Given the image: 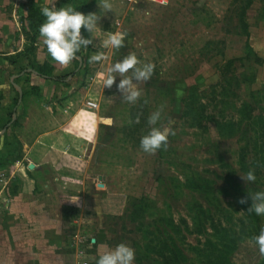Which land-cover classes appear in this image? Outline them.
Instances as JSON below:
<instances>
[{
  "label": "rangeland",
  "instance_id": "rangeland-1",
  "mask_svg": "<svg viewBox=\"0 0 264 264\" xmlns=\"http://www.w3.org/2000/svg\"><path fill=\"white\" fill-rule=\"evenodd\" d=\"M94 1L88 11L99 16L98 28L93 44L76 53L88 54L86 61L76 58L61 73L68 86L45 79L40 92L30 85L37 69L34 52L27 51L30 34L14 56L25 60L15 67L0 54V191L8 197L21 180L40 181L24 186L29 197L17 204L19 245L29 231L36 242L21 252H47L50 260L75 254L65 256V264H95L100 245L125 243L135 250L133 264H264L252 239L264 216L248 213L251 194L264 191V130L249 126L241 113L247 103L254 122L264 119V65L256 61L264 58V0H107L110 10L104 0ZM6 2L0 0V23L6 13L19 15ZM117 31L127 33L124 46L105 48L103 40ZM81 34L90 35L83 27ZM97 53L106 59L90 61ZM129 53L137 66H154L132 104L116 89L119 76L103 87L107 67ZM187 96L205 116L233 123L234 136H221L213 121L204 129L188 127ZM90 98L98 103L94 113L84 107ZM157 109L163 110L160 123L174 121L173 134L166 148L149 154L140 139ZM244 168L254 171V182L242 179ZM193 180H206L215 193L202 197ZM139 199L151 209L134 223ZM196 203L202 214L189 211ZM41 246L47 249L40 253ZM20 257L28 262L18 264L43 263Z\"/></svg>",
  "mask_w": 264,
  "mask_h": 264
},
{
  "label": "clouds",
  "instance_id": "clouds-1",
  "mask_svg": "<svg viewBox=\"0 0 264 264\" xmlns=\"http://www.w3.org/2000/svg\"><path fill=\"white\" fill-rule=\"evenodd\" d=\"M52 5L50 8L49 5ZM56 0H48V6L41 8V14L45 18L39 25L38 31L43 46L46 47L49 56L61 65H68L76 59V53L82 48L87 49L93 44L92 36L98 28V19L95 13L83 14L76 11L72 6L56 7ZM111 4L104 0L103 8L111 9ZM83 27L89 36H82ZM127 33L112 32L103 40L105 48L120 49L124 46ZM92 62H100L106 57L103 53H97L89 57ZM137 56L129 53L121 60L107 67L103 80V87L111 88L119 76L120 80L116 84L117 91L121 94L122 100L127 103H135L141 96L139 85L147 82L154 70L152 63H144L141 66ZM131 71V75H125ZM162 109L153 111L147 118L149 130L140 139V148L149 154H154L157 150L167 147L168 136L173 134L172 125L174 121L169 118L167 124L160 123L162 120ZM137 122H139L137 120ZM242 179L249 182L256 180L254 171L249 170L241 175ZM252 204L248 208V213H255L257 216H264V191H257L251 194ZM239 203H246L241 199ZM258 246L259 253L264 255V227H261L259 234L252 238ZM135 250L125 243H118L114 247L100 245L97 252L95 264H133Z\"/></svg>",
  "mask_w": 264,
  "mask_h": 264
},
{
  "label": "crops",
  "instance_id": "crops-1",
  "mask_svg": "<svg viewBox=\"0 0 264 264\" xmlns=\"http://www.w3.org/2000/svg\"><path fill=\"white\" fill-rule=\"evenodd\" d=\"M2 1H7L6 3L10 4V8L9 10L12 8V6H14L17 9V12L19 15L15 14V17H13L12 19L7 17V13L5 15L4 19H1V23H0V54L2 55V57L4 58H11L14 57L15 55H18L21 53V50L24 46V35H26L29 32V27L28 24L25 20V12H24V5L26 4V2L28 0H2ZM36 6L41 10L42 7H45L44 4L42 3V0H34ZM60 0H56V7H62V6H72L74 9H76V11H79L85 15L90 14V12L88 11V8H84L89 2H91L92 0H71L70 3L67 4H62L59 2ZM94 1V0H93ZM130 1V0H129ZM95 2V1H94ZM94 5V3L92 5L89 6V8H92ZM49 7L51 8L52 5L50 4ZM45 19V18H44ZM24 31V32H22ZM23 41L20 42V41ZM37 43L34 44V54L33 57L35 59V62L38 65H43L45 63H48L49 65H51V67L53 68V72H52V76L53 77H61L62 75H65V72L67 68H70L69 64L68 65H61L58 62L54 61L49 54L47 53V49L45 46H43L42 42H41V38L39 36V31H38V37H37ZM39 41V42H38ZM13 47H16L17 49L14 50ZM44 47V48H43ZM79 62H81L80 58H77ZM73 61V60H72ZM10 68H12V66H8ZM61 73H64L61 75ZM35 74L33 71L31 73V75H29V79L31 80V86H33L35 83V86L33 87H38L39 91L41 92L42 88L40 87L41 85H45L46 81L43 78L38 77L37 75H33ZM58 75V76H57ZM15 78V77H12ZM33 82V83H32ZM61 88L63 87L62 85H60ZM68 86V85H67ZM14 88V86H13ZM16 88V86H15ZM64 88V87H63ZM66 89V93H67V89H70L69 87H65L62 90ZM92 99V98H90ZM95 100V99H92ZM85 107V106H84ZM86 109V107H85ZM87 112L89 113H94V111H89L86 109ZM96 112V111H95ZM37 144V142H36ZM35 167V165H34ZM34 169V168H33ZM35 170V169H34ZM34 170H31V173L34 172ZM30 171V170H29ZM35 173V172H34ZM36 175V174H35ZM28 183H25L23 180L22 183L20 184V189L17 191L16 194H12V195H8V197L5 196V194L3 193V189L1 188L0 191V264H18L20 262H28V259H23L24 257H20L22 255H26L28 258L30 257H35L36 259H38L39 261L43 262L42 264H57L55 263V261L58 259L59 260V264H65V256L71 257V258H76L75 254H71V255H60L57 256L56 258H54V260H50V256H48L47 252L44 254H33V252L31 253H22L21 249L25 248L26 250L28 248H33L34 247V243L36 244V242L34 241L35 239H33L34 237V233L33 232H28L26 234V238H23V244L22 246L19 245V242L21 243L22 241L19 240V237H21V232H15V226L18 224V213H17V204L18 202H20L21 200H25L28 199V190L23 189L24 186L26 187H34V185H37V183H39V179L37 180H33L32 178L28 179ZM1 181V180H0ZM19 185V184H18ZM24 187V188H26ZM24 190V193H23ZM1 202H4V204H7V208H5L4 206L1 205ZM36 214L37 212L34 210L33 214ZM19 217H21L19 215ZM12 220H14V222H11ZM17 220V221H16ZM15 224V225H14ZM14 225V226H12ZM22 239V238H20ZM19 241V242H18ZM18 243V244H17ZM58 246L59 244L62 243H57ZM38 245H42V244H38ZM57 245H55V247H58ZM40 248V247H38ZM47 249V246H41V252H43L42 250ZM57 249H60L59 247ZM1 250H4L7 252L5 254H1ZM38 250V249H37ZM40 257V258H39ZM54 261V262H53Z\"/></svg>",
  "mask_w": 264,
  "mask_h": 264
},
{
  "label": "trees",
  "instance_id": "trees-1",
  "mask_svg": "<svg viewBox=\"0 0 264 264\" xmlns=\"http://www.w3.org/2000/svg\"><path fill=\"white\" fill-rule=\"evenodd\" d=\"M70 1L71 0H60L59 2L62 4H67V3H70ZM93 3L94 1L92 0L84 8H89V6L92 5ZM24 12H25V20L29 27V32L26 34V37H28V35L30 34V37L28 38V40L32 47L30 49L28 48L27 51H30V53H32L34 52V44L36 43V39L38 37L39 25L44 21V17L41 14V10L36 6L34 0H28L26 2V4L24 5ZM239 21L243 25L244 29H246L243 15H241V18H239ZM76 56L77 58H80L82 63H84V61H86V59L88 58V54H85V55L77 54ZM20 57H21L20 59L19 58L17 59L15 57L7 58L6 60L8 61V65L15 67L20 60H25L24 56H20ZM256 61L257 63L264 65V58L262 60L257 58ZM36 68L37 69L34 70V72L38 77L65 85V77L64 78L53 77L52 76L53 68L48 63H45L43 65L37 64ZM43 70H45L46 72L45 71L43 72ZM195 90L196 89L193 88L191 90V93L192 91H195ZM188 99H189L187 100L188 104H187V107H185V114H184V116L188 118L187 120L188 127L195 128V129H204V125L206 122L213 121L221 136L230 138L231 135H233V131H234L233 129H235L236 127L233 123L220 124L219 122L212 120V118L205 116V110L202 106L200 107L195 106V102L197 100H195L193 96H191L190 98L188 97ZM250 112H251L250 106L247 103H243L242 109H241L242 117L246 116L249 126H252V125L254 126L256 123L258 131H260V129L264 130V119L262 117H259L258 119H255V122H254V120L251 118ZM262 137L264 138V133L262 134ZM160 150L161 149H159V151ZM244 171L247 173L248 169L244 168ZM230 176H228L226 180L230 178ZM192 190H195L196 192L200 193L202 197L204 198L207 195H213L215 193V191L211 188L209 182H207L206 180H200V181L193 180ZM150 209H151V206L150 204H148L147 200L145 199L136 200V202L132 206L130 220L134 223H138L139 221L143 219L145 212ZM189 211L194 212V213H201V214L203 213L202 207L198 203L191 205V207L189 208ZM201 218L199 219L198 217L197 220L202 222ZM242 225H243V222H242ZM196 233L197 234L201 233V231L197 230Z\"/></svg>",
  "mask_w": 264,
  "mask_h": 264
},
{
  "label": "built area",
  "instance_id": "built-area-1",
  "mask_svg": "<svg viewBox=\"0 0 264 264\" xmlns=\"http://www.w3.org/2000/svg\"><path fill=\"white\" fill-rule=\"evenodd\" d=\"M84 106L86 107L87 110L89 111H97L98 110V103L95 102L92 99H89L85 102Z\"/></svg>",
  "mask_w": 264,
  "mask_h": 264
},
{
  "label": "water",
  "instance_id": "water-1",
  "mask_svg": "<svg viewBox=\"0 0 264 264\" xmlns=\"http://www.w3.org/2000/svg\"><path fill=\"white\" fill-rule=\"evenodd\" d=\"M33 168H34V165L29 164V166H28V170H33Z\"/></svg>",
  "mask_w": 264,
  "mask_h": 264
}]
</instances>
